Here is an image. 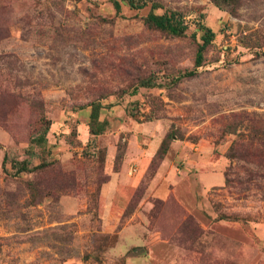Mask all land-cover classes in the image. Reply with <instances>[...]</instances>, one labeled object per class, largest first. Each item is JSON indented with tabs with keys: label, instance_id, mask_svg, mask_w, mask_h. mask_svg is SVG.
<instances>
[{
	"label": "rangeland",
	"instance_id": "rangeland-1",
	"mask_svg": "<svg viewBox=\"0 0 264 264\" xmlns=\"http://www.w3.org/2000/svg\"><path fill=\"white\" fill-rule=\"evenodd\" d=\"M128 2L0 0V264H264V0Z\"/></svg>",
	"mask_w": 264,
	"mask_h": 264
},
{
	"label": "trees",
	"instance_id": "trees-1",
	"mask_svg": "<svg viewBox=\"0 0 264 264\" xmlns=\"http://www.w3.org/2000/svg\"><path fill=\"white\" fill-rule=\"evenodd\" d=\"M128 4L132 9H140L142 7L141 4L136 5L135 3L132 2V0H129ZM115 9L118 12L119 11V4L117 2L114 3ZM174 15L171 14V16H167L166 14L163 15H155L150 13L146 17V21L154 26L155 28L166 31L170 33L171 35L175 36H183L187 30L186 25L182 21H172V16ZM214 36V33L211 32V30L206 29L205 33L202 35L201 40L202 44L198 47V50L196 52V57H195V63L196 66H199L202 62L203 59V53L206 47L210 44L212 41V38ZM91 117L93 119L96 118V108L93 107V111L91 113Z\"/></svg>",
	"mask_w": 264,
	"mask_h": 264
}]
</instances>
